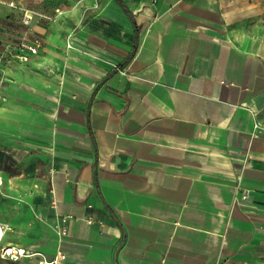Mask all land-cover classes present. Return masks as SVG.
<instances>
[{
  "label": "crops",
  "instance_id": "0c3cea01",
  "mask_svg": "<svg viewBox=\"0 0 264 264\" xmlns=\"http://www.w3.org/2000/svg\"><path fill=\"white\" fill-rule=\"evenodd\" d=\"M24 13L0 249L34 255L0 264H264V0H0V48Z\"/></svg>",
  "mask_w": 264,
  "mask_h": 264
},
{
  "label": "built area",
  "instance_id": "2783aa9c",
  "mask_svg": "<svg viewBox=\"0 0 264 264\" xmlns=\"http://www.w3.org/2000/svg\"><path fill=\"white\" fill-rule=\"evenodd\" d=\"M10 6H13V3L9 4ZM56 12H58V9H56ZM33 18V15L24 13L23 18H22V23L25 25L28 29L25 32L24 35V40L21 41L19 45H11V44H6L2 48H0V89L3 87L5 83V68L4 64L10 59L13 58H18L22 61H27L28 60V53L29 54H37L39 48L42 46V42L38 37H31L29 41H27V35L29 34L30 31V24L31 20ZM49 19H52L49 17ZM2 183L1 177H0V184ZM240 188V186H238ZM248 196L246 193H240L239 198L236 200H244ZM68 217L67 216H60L59 217V224L56 227L57 234L59 237H64L68 234V229H67V223ZM34 254L29 253L25 249L22 248H16L13 246H8L0 249V257L9 259L10 261H17L20 259V257L23 256H32ZM39 255V254H38ZM42 256V259L39 260L38 264H65L66 260V252L62 249H57L54 256L51 259H46Z\"/></svg>",
  "mask_w": 264,
  "mask_h": 264
}]
</instances>
